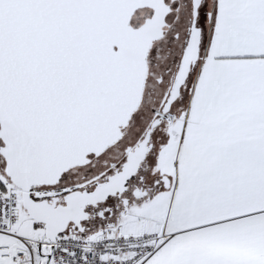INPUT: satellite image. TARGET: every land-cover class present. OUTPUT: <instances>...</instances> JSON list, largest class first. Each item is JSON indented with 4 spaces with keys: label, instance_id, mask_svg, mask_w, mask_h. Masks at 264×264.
Here are the masks:
<instances>
[{
    "label": "snow or ice",
    "instance_id": "snow-or-ice-1",
    "mask_svg": "<svg viewBox=\"0 0 264 264\" xmlns=\"http://www.w3.org/2000/svg\"><path fill=\"white\" fill-rule=\"evenodd\" d=\"M0 264H264V0H0Z\"/></svg>",
    "mask_w": 264,
    "mask_h": 264
}]
</instances>
